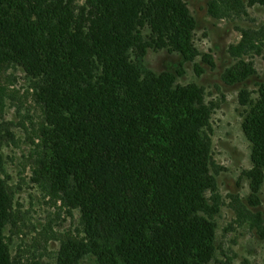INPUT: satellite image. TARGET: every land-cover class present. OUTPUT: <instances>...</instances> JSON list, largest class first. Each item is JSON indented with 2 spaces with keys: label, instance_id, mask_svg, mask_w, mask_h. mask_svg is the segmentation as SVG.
Here are the masks:
<instances>
[{
  "label": "trees",
  "instance_id": "trees-1",
  "mask_svg": "<svg viewBox=\"0 0 264 264\" xmlns=\"http://www.w3.org/2000/svg\"><path fill=\"white\" fill-rule=\"evenodd\" d=\"M208 12L219 17V0L208 2ZM196 26L181 0H0V92L6 71L22 68L44 115L33 179L80 212V227L61 239L56 264L214 258L212 108L202 86L179 84L144 63L149 48L193 60ZM232 70L222 75L227 84L238 81ZM259 90L244 121L253 144L254 207L264 177V84ZM15 211L0 161V264L21 263L5 234ZM250 212L264 235L260 211Z\"/></svg>",
  "mask_w": 264,
  "mask_h": 264
},
{
  "label": "rangeland",
  "instance_id": "rangeland-1",
  "mask_svg": "<svg viewBox=\"0 0 264 264\" xmlns=\"http://www.w3.org/2000/svg\"><path fill=\"white\" fill-rule=\"evenodd\" d=\"M181 1L197 21L192 36L194 59L184 60L167 48H149L144 63L155 72L172 73L179 84L202 86L212 108L209 130L217 185L216 192L208 194L218 210L212 212L216 253L210 264H264V235L249 214L260 211L259 224L264 226V177L254 207L248 202L253 144L244 127L249 110L262 97L264 1L219 0V17L208 12L210 0ZM227 68L233 69L231 76L238 78L237 83L224 82ZM2 82L0 161L16 206V220L5 234L20 264H56L61 239L80 227V212L64 206L33 179L32 153L44 115L34 100L30 79L22 68L11 67Z\"/></svg>",
  "mask_w": 264,
  "mask_h": 264
}]
</instances>
